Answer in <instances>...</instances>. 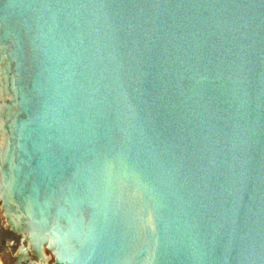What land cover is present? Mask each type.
Masks as SVG:
<instances>
[{
    "label": "water",
    "instance_id": "95a60500",
    "mask_svg": "<svg viewBox=\"0 0 264 264\" xmlns=\"http://www.w3.org/2000/svg\"><path fill=\"white\" fill-rule=\"evenodd\" d=\"M0 264H264V0H0Z\"/></svg>",
    "mask_w": 264,
    "mask_h": 264
}]
</instances>
